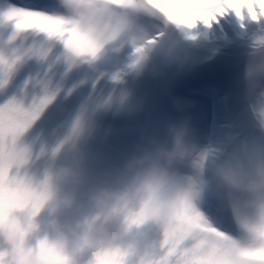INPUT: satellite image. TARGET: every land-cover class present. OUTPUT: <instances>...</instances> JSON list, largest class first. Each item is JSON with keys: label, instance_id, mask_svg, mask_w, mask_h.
I'll return each mask as SVG.
<instances>
[{"label": "snow or ice", "instance_id": "1", "mask_svg": "<svg viewBox=\"0 0 264 264\" xmlns=\"http://www.w3.org/2000/svg\"><path fill=\"white\" fill-rule=\"evenodd\" d=\"M155 8L137 18L155 44L161 24L195 28L211 26L234 15L241 27L264 30V0H143ZM155 33V34H153ZM105 37L81 29L67 19L62 0H0V221L32 217L38 221L48 198L46 170L37 165L49 153L48 140L63 135L54 158L90 124L92 115L111 102L104 89L106 65L120 48L109 46L103 56L98 46ZM143 58L144 44L131 41ZM264 45L261 36L257 46ZM120 72L111 73L113 81ZM247 99L257 126L264 128V60L248 71ZM254 141L249 168L264 170V141ZM32 148L25 160L18 145ZM228 148H208L221 159ZM211 190L197 206L177 215L161 236L152 264H264V194L254 198L220 183L207 170ZM40 233V232H39ZM36 234L27 252L41 264H129L120 250L84 252L65 249L48 236ZM0 264H28L25 249L0 250Z\"/></svg>", "mask_w": 264, "mask_h": 264}, {"label": "clouds", "instance_id": "2", "mask_svg": "<svg viewBox=\"0 0 264 264\" xmlns=\"http://www.w3.org/2000/svg\"><path fill=\"white\" fill-rule=\"evenodd\" d=\"M67 19L81 29H91L105 37L98 46L103 56L109 46L120 48L144 44L142 67L148 50L155 44L147 29L137 26V18L146 8L143 0H62ZM132 45V44H131ZM139 57L136 55L135 59ZM175 142L132 155L120 170L118 184L103 183L92 186L88 197L90 207L83 208L77 218L65 219L62 212L78 203V193L87 182L83 158L73 153L66 162H56L46 170L48 209L44 226L62 248L84 252L120 250L129 264H152L158 252L161 236L178 214L199 205L211 190L207 170L218 181L232 189L247 192L254 198L264 194V170L249 168V155L254 141L246 137L236 139L221 159H214L207 148L196 151L185 140L183 131L174 133ZM16 155L27 160L32 148L18 145ZM57 153L55 157H59ZM186 165V168L178 167ZM41 223L32 217L21 221L9 217L0 221V250L25 249L28 264H41L28 254L27 248Z\"/></svg>", "mask_w": 264, "mask_h": 264}, {"label": "bare ground", "instance_id": "3", "mask_svg": "<svg viewBox=\"0 0 264 264\" xmlns=\"http://www.w3.org/2000/svg\"><path fill=\"white\" fill-rule=\"evenodd\" d=\"M160 29L161 28L159 26L155 29V31H160ZM181 33L183 34L180 35ZM166 35L168 37L167 39H161V37L158 38L156 48L148 50L146 59L152 57L158 50L166 48L170 41L176 38L180 39V37L182 38L181 40L189 47L229 56L255 54L261 49H264V45L257 46L260 37L264 36V30H260L256 27L243 28L234 15L222 17L219 23L214 22L211 26L203 23L195 28H182L173 25L168 27ZM129 45H125L123 48H120L118 51L112 53L111 59L106 65V69L110 75L114 72L121 73L123 64L128 60L132 53L128 54ZM247 92L248 87H240L234 95L232 94L229 97L223 92L216 96V98H214V102L219 104V102H223L225 99L226 102L223 106L225 111L221 110V112L219 110L220 108H217L215 119L212 118V113L210 112L209 107L205 109V107L200 108L194 106V102L208 96H201L199 94H192L191 96L190 92H187L186 95L179 93L174 103L178 105V109H183L181 116H177V121L179 123V127L185 134L186 142L197 152L207 148L210 143V140L208 139L209 130L206 133L207 135H204L201 129L190 128L188 125L189 123L195 124L196 121H199L200 119H204V124H206L207 127L210 124H212L213 128L220 125L225 127L230 126L231 129L229 128L227 130H231L232 135L249 126H255L261 129L264 133V128L258 127V122H256L252 117L247 99ZM208 103H210L209 100ZM217 132L218 131L216 130L215 135ZM182 168H186V165H182Z\"/></svg>", "mask_w": 264, "mask_h": 264}, {"label": "rangeland", "instance_id": "4", "mask_svg": "<svg viewBox=\"0 0 264 264\" xmlns=\"http://www.w3.org/2000/svg\"><path fill=\"white\" fill-rule=\"evenodd\" d=\"M133 48H134V46L130 44L129 47H128V51L131 52V50H132Z\"/></svg>", "mask_w": 264, "mask_h": 264}]
</instances>
